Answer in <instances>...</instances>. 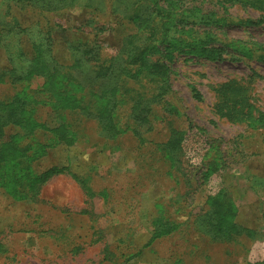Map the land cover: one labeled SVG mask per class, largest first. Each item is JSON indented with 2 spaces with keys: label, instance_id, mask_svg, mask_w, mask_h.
<instances>
[{
  "label": "rangeland",
  "instance_id": "374dc122",
  "mask_svg": "<svg viewBox=\"0 0 264 264\" xmlns=\"http://www.w3.org/2000/svg\"><path fill=\"white\" fill-rule=\"evenodd\" d=\"M158 1L211 12L206 42L232 50L151 47L172 92L139 125L120 87L131 76L112 98L97 73L141 34L135 0H0V72L17 76L0 78V264H264V10ZM170 134L181 138L171 159L157 148ZM51 166L65 171L34 188ZM220 187L233 208L217 217L207 196Z\"/></svg>",
  "mask_w": 264,
  "mask_h": 264
},
{
  "label": "trees",
  "instance_id": "16d2710c",
  "mask_svg": "<svg viewBox=\"0 0 264 264\" xmlns=\"http://www.w3.org/2000/svg\"><path fill=\"white\" fill-rule=\"evenodd\" d=\"M240 1L251 6H256L257 9L264 10V0ZM133 10L139 16V22L143 25L141 34L137 36L136 33H133L126 36L122 47L118 50L119 53L115 57L104 60L102 65L98 67L97 73L100 74L99 76L104 77L99 84V89L103 90L107 88L112 98H115L119 90L117 81L122 79L123 75L127 78H129L128 75L131 76V80H133L132 85L128 86L126 84L128 79H125L120 87L129 100L132 101V106L130 107L132 118L139 120L138 124L142 125L143 122H149L148 112L151 110V107L158 104L163 97L172 92L168 64L163 62L162 64L155 65L149 63L146 59L147 52L151 47L155 46L156 49L161 51L162 44L169 43L171 38H173L179 42H186L192 48L199 47L203 53L207 51L206 56L216 59L223 58L222 52L229 54L232 48L230 44H212L214 42V40L211 41L213 38L212 26L218 19L212 18L213 14L211 12H201L197 6L183 8V6L174 1L166 2L164 5L159 4L158 0H135ZM15 25L16 22L13 21L11 26L15 27ZM207 39L212 43H207ZM204 42L208 46H201V43L203 44ZM224 45L227 50L224 49ZM121 55L122 57L124 55V58L121 62H118V59H122ZM6 74L4 71H1L0 78L7 77L5 78L7 79L6 81L11 82L17 79V76H14L13 73L6 72ZM42 74L45 75L47 80L52 74V69L48 67ZM228 92L231 93L229 90H223L224 95H227ZM48 94L50 99L51 92L48 91ZM230 95L232 97L229 98V103L233 100L232 106H235L239 102L237 101L239 93L232 92ZM240 108V106H236L233 109L236 112ZM2 115L3 113H0V128L10 122V118ZM109 125L110 132H107V135L111 136L115 131L119 132L117 123L114 120ZM59 138L62 137L59 135ZM180 140V136L176 138L170 134L164 142L157 144V148L162 155L171 159L170 155L174 156L181 145ZM28 157L20 154L18 163H25L29 159ZM211 161L213 167L220 165L221 161L217 156V150ZM64 171L65 168L63 167L51 166L36 176V183L33 184L34 188L38 189L40 184L45 182L49 177L61 174ZM23 196L19 192L16 193L17 198H23ZM207 202L212 207V210L209 212L212 215L215 214L217 217H221L225 212L231 211L233 208L230 197L225 192L224 187H220L214 193H210L207 196ZM213 229H217L216 224H213Z\"/></svg>",
  "mask_w": 264,
  "mask_h": 264
}]
</instances>
